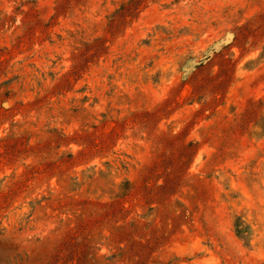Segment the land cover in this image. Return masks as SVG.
I'll use <instances>...</instances> for the list:
<instances>
[{"label":"rangeland","instance_id":"1","mask_svg":"<svg viewBox=\"0 0 264 264\" xmlns=\"http://www.w3.org/2000/svg\"><path fill=\"white\" fill-rule=\"evenodd\" d=\"M0 264H264V0H0Z\"/></svg>","mask_w":264,"mask_h":264}]
</instances>
